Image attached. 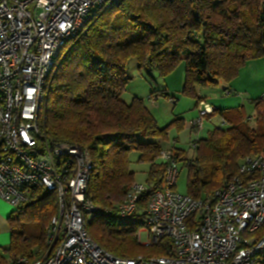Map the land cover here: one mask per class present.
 I'll list each match as a JSON object with an SVG mask.
<instances>
[{
  "label": "trees",
  "instance_id": "trees-1",
  "mask_svg": "<svg viewBox=\"0 0 264 264\" xmlns=\"http://www.w3.org/2000/svg\"><path fill=\"white\" fill-rule=\"evenodd\" d=\"M263 55L264 0H122L89 20L60 54L48 79L41 140L76 143L89 151L87 195L100 210L87 223L91 239L116 257L166 254L163 242L144 246L138 240L141 228L147 227L146 200L163 185L166 167L160 154L165 148L173 147L177 162L188 167L187 190L197 198L235 177L241 159L264 154L261 98L255 103L256 127L247 124L250 117L239 109H214L209 119L220 115L227 125L198 137L193 157L171 145L170 132H183L185 118L161 127L145 100L123 99L131 79L130 60L138 59L140 71L156 70L164 78L184 61L182 92L196 98L198 106L203 100L198 87L231 82L247 60ZM159 95L169 97L166 90L150 97ZM133 152L149 165L146 180L152 190L139 203L140 215L121 217L116 205L135 180ZM58 201L56 191L41 187L28 204L11 211V240L0 246V264H14L21 257L32 260L45 252L46 230L58 213Z\"/></svg>",
  "mask_w": 264,
  "mask_h": 264
},
{
  "label": "built area",
  "instance_id": "built-area-1",
  "mask_svg": "<svg viewBox=\"0 0 264 264\" xmlns=\"http://www.w3.org/2000/svg\"><path fill=\"white\" fill-rule=\"evenodd\" d=\"M121 1L0 0V198L15 210L41 187L59 197L46 230L48 248L14 264H264V154L241 159L235 177L197 198L176 191L178 162L173 147L163 149V185L144 209L145 245L163 242L162 256L116 257L87 232L91 216L100 212L87 195L92 159L76 143H42L47 82L89 20ZM198 104L190 123L192 149L214 110L203 100ZM226 125L222 119L219 127ZM151 190L149 183L134 181L117 214L142 213L139 203Z\"/></svg>",
  "mask_w": 264,
  "mask_h": 264
},
{
  "label": "rangeland",
  "instance_id": "rangeland-1",
  "mask_svg": "<svg viewBox=\"0 0 264 264\" xmlns=\"http://www.w3.org/2000/svg\"><path fill=\"white\" fill-rule=\"evenodd\" d=\"M138 65V59L134 57L128 64L127 71L131 79L124 91V96L129 102L130 100L132 101L134 95L145 100L146 104L152 106V114L161 127L170 124L178 118H186L189 120L197 116L196 98L184 95L182 92L185 83L184 61H181L177 69L165 78L161 77L156 70H152L150 72L151 74L146 71H140ZM225 89L232 90V94L226 95ZM164 90H166L169 97L159 95L154 102L149 99L152 92L161 94V91ZM196 92L200 98L212 103L217 110H241L250 117L247 119V124L251 127H256L255 103L257 102L256 100H259L264 95V55L247 60L237 77L231 80V82L220 80L218 84L213 86L198 87ZM221 120L222 117L220 115H213L210 119L206 120L198 137L200 139L206 138L209 132L215 129L214 127L219 126ZM171 132L169 141L177 139L175 140L178 143L177 146L187 152L189 157H193L195 155V149L189 146L191 138L189 137L188 141L186 140V132L181 134L175 128ZM138 155V152L131 153L132 163L130 169L135 173L134 181L147 184L148 180L146 179L150 168L147 163L139 161ZM177 166L179 167V179L175 189L181 194H188V167L183 166L181 163H178ZM8 204L9 208H12V205L10 203ZM138 237L140 244L146 246L145 240L147 235L144 228H141Z\"/></svg>",
  "mask_w": 264,
  "mask_h": 264
},
{
  "label": "crops",
  "instance_id": "crops-1",
  "mask_svg": "<svg viewBox=\"0 0 264 264\" xmlns=\"http://www.w3.org/2000/svg\"><path fill=\"white\" fill-rule=\"evenodd\" d=\"M123 96V99L127 102V103H130V102L125 98L124 96V93L122 94ZM137 96V95H134V97ZM134 98H132L133 100ZM203 99V98H202ZM203 101L208 102V100H205L203 99ZM211 106H213L214 109H216V107L210 103ZM147 106H149L147 104ZM196 107H198L196 105ZM150 110L152 111V106H149ZM159 108V107H158ZM153 112V111H152ZM197 112V110H196ZM197 115V113H196ZM197 117V116H196ZM196 117L194 118H191V119H186L185 118V127H184V131L181 132V134L185 133L186 132V140L188 141L189 137H190V133H191V129H190V123L196 119ZM172 132H170V135H171ZM171 142V145L174 143L176 146H177V142H175V140L173 141H169ZM180 148V147H179ZM12 208H9V204L6 202V201H3L0 199V246L1 247H7V245H9V239H10V231H11V227H10V224L8 223V217L10 216V214L12 213ZM11 240V239H10Z\"/></svg>",
  "mask_w": 264,
  "mask_h": 264
}]
</instances>
